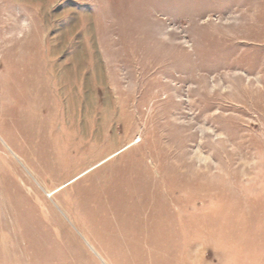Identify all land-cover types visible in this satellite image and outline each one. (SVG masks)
<instances>
[{"label": "rangeland", "instance_id": "obj_1", "mask_svg": "<svg viewBox=\"0 0 264 264\" xmlns=\"http://www.w3.org/2000/svg\"><path fill=\"white\" fill-rule=\"evenodd\" d=\"M42 260L264 264V0H0V264Z\"/></svg>", "mask_w": 264, "mask_h": 264}, {"label": "bare ground", "instance_id": "obj_2", "mask_svg": "<svg viewBox=\"0 0 264 264\" xmlns=\"http://www.w3.org/2000/svg\"><path fill=\"white\" fill-rule=\"evenodd\" d=\"M129 204V203H128ZM133 204V203H132ZM132 204H130V206L132 205ZM135 204V203H134ZM138 204V203H137ZM142 204V203H141ZM139 205V207H138V211L139 210H141L140 208L144 205H142V206H140V203L138 204ZM133 206H135V205H133ZM129 209H131V208H129ZM146 209V208H145ZM143 211H144V209H142ZM146 212V211H145ZM156 215V214H155ZM159 217H160V215H159ZM144 218V217H143ZM147 218V217H146ZM149 218L151 219V223H148V224H151L150 225V228L148 227V229H149V231H150V233H151V235L152 234H155V233H159V230H161L162 229V227L160 226V225H157V218L154 216L153 217V215L150 217V215H149ZM145 219V218H144ZM148 220V219H147ZM145 223V222H144ZM154 223V224H153ZM165 223V222H164ZM155 236V235H154ZM168 236H170V235H168ZM172 236V235H171ZM170 241V240H169ZM158 243V242H157ZM155 244V243H154ZM42 259V258H41ZM48 262H46V260L44 261V260H42V262H41V264H47Z\"/></svg>", "mask_w": 264, "mask_h": 264}]
</instances>
